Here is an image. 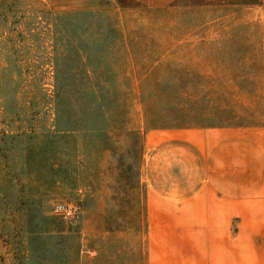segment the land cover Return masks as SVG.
<instances>
[{"label":"rangeland","instance_id":"obj_1","mask_svg":"<svg viewBox=\"0 0 264 264\" xmlns=\"http://www.w3.org/2000/svg\"><path fill=\"white\" fill-rule=\"evenodd\" d=\"M175 231L264 232V0H0V264Z\"/></svg>","mask_w":264,"mask_h":264},{"label":"crops","instance_id":"obj_2","mask_svg":"<svg viewBox=\"0 0 264 264\" xmlns=\"http://www.w3.org/2000/svg\"><path fill=\"white\" fill-rule=\"evenodd\" d=\"M143 264H264V232L147 233Z\"/></svg>","mask_w":264,"mask_h":264}]
</instances>
